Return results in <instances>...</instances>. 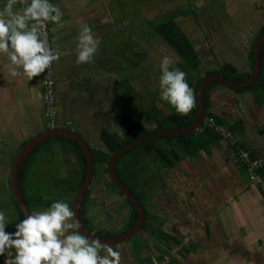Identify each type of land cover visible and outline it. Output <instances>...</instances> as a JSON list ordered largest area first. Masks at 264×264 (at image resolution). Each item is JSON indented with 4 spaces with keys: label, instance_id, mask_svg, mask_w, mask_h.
<instances>
[{
    "label": "crops",
    "instance_id": "crops-1",
    "mask_svg": "<svg viewBox=\"0 0 264 264\" xmlns=\"http://www.w3.org/2000/svg\"><path fill=\"white\" fill-rule=\"evenodd\" d=\"M52 2L64 13L61 24L49 22V42L60 52V59L55 61L57 122L59 127H68L79 132L92 149L107 150L101 139L102 129L112 130L115 124H119L120 131L114 132L121 134L123 109H128L133 101L137 103L133 95L128 103L126 96L128 89L138 92L137 84L132 80L137 75V70L133 72V66L137 68L135 63L140 62L138 53L134 50L137 45H132L137 40L133 38L132 28L125 35L120 32L128 21L133 20L130 17L132 13L129 12V15L127 11H137L139 0ZM139 4L144 7L143 3ZM262 10L264 12V6ZM81 23L91 26L93 34L100 37V43L91 62L77 64L75 46ZM263 25L264 21L259 22L254 35L241 41L242 50L235 48L240 52L237 57L226 56L225 60L218 58L221 61L215 64V68H208V64H204L200 50L194 45L199 53V70L186 68L182 64V70L188 72L186 79L190 87L194 86L200 75L205 76L206 72L225 63L232 64L238 71H252L249 53L252 41ZM122 42L128 45L123 46ZM128 59L131 61L128 62ZM2 61L3 58H0V62ZM163 102L171 111L175 110L166 101ZM208 102L210 112L225 123L241 121L238 140L255 154H264V133L261 131L264 130V106L259 105L252 92H238L219 83L210 89ZM153 104L159 107L157 103ZM139 108H135V114L133 111L130 113L138 117ZM161 110L165 113L171 112ZM111 117L115 118L113 126ZM47 127L43 73L30 81L24 77H11L7 72L0 73V176L3 177L0 180V210H4L9 217L7 231H14V223L19 221L11 186L14 157L25 141L28 142L33 136L49 129ZM55 149L59 151V155L72 156L76 160L73 154L64 153L56 145L53 155H50L54 162ZM154 165L157 171L156 164ZM97 167L102 170L104 165L99 164ZM56 168L58 171L59 166ZM170 171H176L180 177L165 178ZM151 175L152 180L156 181L152 183L145 178V187L153 191L147 202V209L155 214V220L151 219L146 226L143 224L138 234L127 241L108 245L120 252L121 264H153L152 256H162L174 247H178V251L172 255L170 264H264V190L262 191L258 183L250 181L244 166L237 162L226 140L222 139L218 145L212 146L209 152L201 150L198 156H185L179 165L163 168ZM28 176L25 177L23 185L27 194L32 186L28 183ZM72 176L75 178L71 180ZM78 176L77 167L61 176V180H70V187H74ZM105 176L101 171L94 174L92 183L98 181V185L103 186L107 194L111 189L108 186L111 179H105ZM180 182L182 196H179L181 193L175 188L176 183ZM173 192L177 198L180 197L178 200L182 199V215H176L179 212L178 206L172 211L169 207L165 208L168 201H175ZM106 198L108 199L94 200L91 197L86 216L96 229L125 228L130 215L127 201L115 193L107 194ZM45 200L51 199L46 197ZM63 200L70 204L72 197L65 196ZM95 202L102 204L97 206ZM124 205H128L129 209ZM120 206L127 209L125 222L121 220L123 211H117ZM175 239L179 242L174 244ZM0 264H3L2 257Z\"/></svg>",
    "mask_w": 264,
    "mask_h": 264
},
{
    "label": "trees",
    "instance_id": "trees-1",
    "mask_svg": "<svg viewBox=\"0 0 264 264\" xmlns=\"http://www.w3.org/2000/svg\"><path fill=\"white\" fill-rule=\"evenodd\" d=\"M177 10L178 9L170 12L163 19H158L157 24L154 26L155 33L157 36L161 37L162 40L166 42L174 51L177 52L180 58L181 69L183 64L186 68L198 71L200 67L199 53L197 52V49L195 48L192 40L182 30L176 20V18L180 17V15L187 14L191 12V10L188 12L185 11V13L182 14L179 12V10ZM263 34L264 25L258 30L254 40L252 41V46L249 53V65L252 71H238L237 68L232 64L225 63L217 69L206 72V75H221L236 82H244L248 80L252 76L255 66V43L257 39ZM130 61L131 60L128 59V62ZM202 77L203 76L200 75V77L196 80L194 86H192L195 96V106L186 115L177 113L175 110L169 113H165L156 104H153L148 108H140L138 111V117H134L125 107L121 115V134L106 128L102 129L101 139L107 150L92 149L94 158L96 160L95 175H97L100 171L104 174H108V161L111 155L125 145L157 131L172 128H182L192 124L197 118L200 109L198 99V85ZM216 84L219 83L217 81H211L206 85L205 88L206 118L211 117L214 119L217 125H222L230 130L233 138L236 139L235 143L227 141L223 134L218 131L215 126H209L208 124L206 125L203 122L198 130L184 134L164 135L145 141L128 150L118 158L116 162V172L118 176L123 181V183L140 199L145 207L146 221L144 223V226L149 224V221H151V219L155 220V214L150 213V211L147 209V202L150 200V197L152 195L151 190L145 187V178L147 172L149 171L147 169H149L150 167L148 165L150 161L149 159H151L157 165V171H160L163 168H173L179 165V163L185 156H198L201 150L209 152L211 147L214 145H218V143L222 139L228 142V146L233 151L237 162L243 165L245 170L246 166L244 161L240 157V149L248 150L252 157L257 156V154L249 149V147L241 143L237 138V133L241 130V121H237L234 124H227L220 117L210 112L208 102L209 92L210 89ZM234 89L238 92H252L255 95L259 105L264 106V43L261 48V69L257 79L247 87ZM134 92V89L127 90L126 96L128 98V103L131 101V95ZM261 131L262 133H264V130ZM26 142L27 141L22 144L21 148ZM56 145L61 147L64 153L73 154L76 157L79 168V176L74 187H70L72 186L69 185L71 183L69 182L70 180L66 179V181H64L65 184L69 187L68 196L72 197V201L70 202L71 207H73L74 198L85 181L88 170V162L86 153L82 146L75 139L66 135H55L44 139L43 141L36 144L28 152V154L23 159L19 169L20 189L30 211L45 208L53 201V199H51L50 201L45 200L46 195L39 192H37V194H27L25 192V189L23 188V185L25 177L28 176V173L32 171L31 167L37 162V157L43 153H51L53 155ZM51 161L54 162L53 159H51ZM98 164L104 165L102 170L97 168ZM259 174L261 176V182L264 184V167L259 170ZM74 178L75 176L71 177V179ZM262 183H258V185L260 186V188H262L263 191L264 185H262ZM108 186L116 189L120 193V195H123L112 180L108 182ZM92 194L93 190L92 188H89L85 196L83 197L80 206L81 220L89 231L99 237L113 238L124 234L135 226L139 215L138 209L130 199L126 198L123 195L124 199L130 206V215L127 226L118 230H104L94 228L93 223L86 216L88 213L87 211L91 202ZM13 202L19 213V219L23 218L24 213L19 207L18 203L14 200V198ZM178 242L179 240L175 239L174 244Z\"/></svg>",
    "mask_w": 264,
    "mask_h": 264
},
{
    "label": "clouds",
    "instance_id": "clouds-1",
    "mask_svg": "<svg viewBox=\"0 0 264 264\" xmlns=\"http://www.w3.org/2000/svg\"><path fill=\"white\" fill-rule=\"evenodd\" d=\"M0 73L11 77H33L47 72L60 52L49 42L47 25L61 24L64 13L52 0H0ZM100 37L81 23L76 37V63L91 62ZM165 55L159 63V96L177 113L188 114L195 106L187 73L173 67ZM9 217L0 210V257L3 264H121L120 252L98 238L80 231L76 212L63 199L26 213L7 231ZM153 264H156L153 260Z\"/></svg>",
    "mask_w": 264,
    "mask_h": 264
},
{
    "label": "rangeland",
    "instance_id": "rangeland-1",
    "mask_svg": "<svg viewBox=\"0 0 264 264\" xmlns=\"http://www.w3.org/2000/svg\"><path fill=\"white\" fill-rule=\"evenodd\" d=\"M140 2L143 3L144 7L139 4ZM145 2L146 0L144 2L139 0V8L137 11H135L136 9L127 11V13H132L130 17L133 20L128 21L120 32L121 35L122 33L125 35L126 33H130L131 28L133 29V38L137 42L132 45H137V49L134 50L137 51L138 57L140 58V62L135 63L138 67L134 68L133 66V72L137 70L136 78L134 75L133 77L135 79L132 78L138 87L139 93L135 91L132 94L137 103L133 101L127 107L129 111H133V114H135L136 107L146 108L153 103H157L165 111L170 110L168 105L159 96V63L161 58L167 55L173 60L172 66L180 68V58L176 51L164 42L161 37L156 35L154 26L157 24L158 19L165 18L169 12L176 9L181 14L191 10L189 13L186 12L187 14L180 15L176 20L182 30L193 39L194 45L200 50L199 52L201 53L204 64H208V68H215V64L220 63L221 60H225L226 56L237 57L240 52H237L235 48L239 47L242 50L241 41L247 37H252L256 26L259 25V22L264 21V12L262 10L264 0H149V2ZM190 7H195V10ZM126 45L128 44L124 42L123 46ZM218 58L223 59L220 60ZM185 72L188 74L187 71ZM224 87L228 88L226 86ZM114 119V117L110 118L112 126L114 125ZM115 130L117 132L120 131L119 124H115L111 131ZM55 153V161L57 163L51 161V153H43L37 157V162L32 166V171L28 173V183L32 185L29 187L31 194H37L39 192L53 200L63 199L65 196H68L69 187L61 180V176L77 168L78 164L72 156L59 155V151L56 149ZM149 160L148 165L151 167V170L149 169L147 172L146 178L150 179L153 183L156 180H152L153 176L151 174L157 171H155L154 162L151 159ZM56 166H59L58 171ZM172 171L167 172L168 176L165 178L180 177V175L177 176L176 171ZM56 177H58V180H55ZM104 178L107 179L110 177L106 174ZM0 180H3L2 176H0ZM98 183V181H95L91 185L93 190L92 198L94 200L108 199L106 198L107 194L111 193L119 196L117 191L112 188L106 194L107 191L105 192L104 187L98 185ZM176 184L177 187L175 188L180 191L181 194L179 196H182V182ZM174 192L175 201H168L165 204V208L169 207V210L172 211L173 208H177L178 206L179 212L177 211L178 213L176 215H182V199L178 200L180 197L177 198L178 196ZM98 204L101 205L102 203L95 202V205L98 206ZM122 206L118 207L117 211L120 209L123 211V219L121 220L125 222L127 216L124 215L127 209L125 207L122 209ZM159 206L161 205L159 204ZM149 209L154 210L151 207Z\"/></svg>",
    "mask_w": 264,
    "mask_h": 264
},
{
    "label": "water",
    "instance_id": "water-1",
    "mask_svg": "<svg viewBox=\"0 0 264 264\" xmlns=\"http://www.w3.org/2000/svg\"><path fill=\"white\" fill-rule=\"evenodd\" d=\"M264 43V34L261 35L256 43H255V49H254V58H255V66L253 69L252 76L244 81V82H236L233 80H230L224 76L221 75H205L202 77V79L199 82L198 85V99H199V113L195 121L190 124L189 126L182 127V128H172V129H166L154 132L150 135H147L145 137H142L140 139H137L124 147L117 150L115 153H113L108 161V170H109V177L110 179L116 184L120 192L128 199H130L135 206L138 209V220L133 228H131L128 232L114 238H103L95 235L91 231L87 229V227L84 225V223L81 220L80 216V206L83 200V197L85 196L87 190L91 188L92 180L95 174V164L96 160L94 158L92 148L90 144L87 142V140L77 131L74 129L68 128V127H57V128H49L43 132H40L39 134L33 136L24 146L17 152V154L14 157L12 167H11V186L13 190V194L15 196V199L19 205V207L22 209L24 215L28 212H31L28 208V205L26 204L19 184V169L20 165L25 158V156L28 154V152L39 142L43 141L44 139L55 136V135H66L69 137H72L75 139L84 149L86 156H87V162H88V170L87 175L85 178L84 183L82 184L81 188L79 189L77 195L74 198L73 201V209L76 212V219L79 220L81 224L80 231L82 234H85L92 238H98L100 239L104 244L111 245L115 243H121L124 241H127L128 239L132 238L142 228L145 219H146V213H145V207L140 201V199L123 183V181L120 179L116 172V162L119 157H121L124 153H126L128 150L134 148L135 146L157 138L164 135H170V134H184L189 133L195 130H198L203 123V121L206 118V99H205V88L206 85L211 81H217L221 84L230 86L232 88H243L251 85L258 77L261 69V48Z\"/></svg>",
    "mask_w": 264,
    "mask_h": 264
},
{
    "label": "built area",
    "instance_id": "built-area-1",
    "mask_svg": "<svg viewBox=\"0 0 264 264\" xmlns=\"http://www.w3.org/2000/svg\"><path fill=\"white\" fill-rule=\"evenodd\" d=\"M47 35L49 39V24L47 25ZM43 101L45 106V115L48 119L49 128H57L60 124L57 122V97H56V80H55V62L52 63L50 74L45 70L43 73ZM204 124L209 126H215L220 131L227 141L232 143L236 142L232 133L226 127L217 125L213 118H205ZM67 125H69L67 123ZM240 157L244 161L247 173L252 182L262 183L259 170L264 167V154L252 157L250 152L245 149H240ZM262 185H264L262 183ZM264 187V186H263ZM178 251V247L172 248L169 252H165L162 256H152V262L155 260L156 264H169L171 257Z\"/></svg>",
    "mask_w": 264,
    "mask_h": 264
},
{
    "label": "flooded vegetation",
    "instance_id": "flooded-vegetation-1",
    "mask_svg": "<svg viewBox=\"0 0 264 264\" xmlns=\"http://www.w3.org/2000/svg\"><path fill=\"white\" fill-rule=\"evenodd\" d=\"M116 190V189H115ZM120 191V190H119ZM117 194L120 196V197H122V198H124V196L123 195H120V193L117 191Z\"/></svg>",
    "mask_w": 264,
    "mask_h": 264
}]
</instances>
